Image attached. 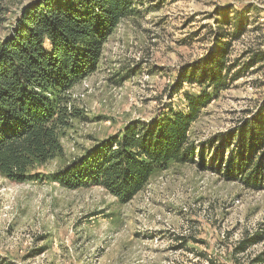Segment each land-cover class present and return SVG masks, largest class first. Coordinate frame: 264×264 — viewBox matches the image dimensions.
Segmentation results:
<instances>
[{"label": "rangeland", "instance_id": "374dc122", "mask_svg": "<svg viewBox=\"0 0 264 264\" xmlns=\"http://www.w3.org/2000/svg\"><path fill=\"white\" fill-rule=\"evenodd\" d=\"M31 1L0 0V37ZM135 9L104 44L98 69L69 92L86 118L70 120L59 135L62 153L32 173L62 170L131 120L147 122L169 104L183 108V92L196 86L171 88L183 67L211 52L223 15L231 27L237 13L244 16L228 51L235 70L261 60L199 111L190 139L235 132L264 107V0H136ZM246 233L263 239L238 252ZM263 252L264 191L195 163L156 174L124 204L99 186L66 189L0 175V264H264L254 261Z\"/></svg>", "mask_w": 264, "mask_h": 264}, {"label": "trees", "instance_id": "16d2710c", "mask_svg": "<svg viewBox=\"0 0 264 264\" xmlns=\"http://www.w3.org/2000/svg\"><path fill=\"white\" fill-rule=\"evenodd\" d=\"M135 1L33 0L20 11L11 33L0 37V175L15 183L47 179L66 189L99 186L124 204L156 174L195 163L226 181L264 191V107L227 135L199 144L189 135L199 111L261 60L253 57L236 70L228 60L231 43L244 30L243 13L232 27L223 15L211 52L179 72L172 94L183 84L197 88L183 92V108L169 104L147 122L129 121L55 173L31 172L62 153L60 131L81 116L69 92L98 69L104 44L136 11ZM262 239L246 233L237 251ZM263 255L254 261H263Z\"/></svg>", "mask_w": 264, "mask_h": 264}]
</instances>
